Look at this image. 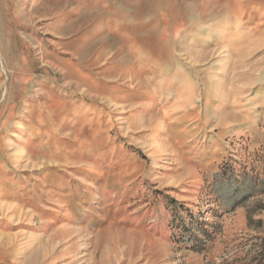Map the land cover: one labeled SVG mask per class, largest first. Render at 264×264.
I'll return each instance as SVG.
<instances>
[{
	"label": "rangeland",
	"instance_id": "374dc122",
	"mask_svg": "<svg viewBox=\"0 0 264 264\" xmlns=\"http://www.w3.org/2000/svg\"><path fill=\"white\" fill-rule=\"evenodd\" d=\"M0 264H264V0H0Z\"/></svg>",
	"mask_w": 264,
	"mask_h": 264
}]
</instances>
